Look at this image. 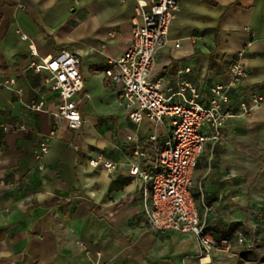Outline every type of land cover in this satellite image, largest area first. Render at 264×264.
I'll return each instance as SVG.
<instances>
[{
	"label": "crops",
	"instance_id": "1",
	"mask_svg": "<svg viewBox=\"0 0 264 264\" xmlns=\"http://www.w3.org/2000/svg\"><path fill=\"white\" fill-rule=\"evenodd\" d=\"M137 13L136 0H0V264H264V105L249 115L240 107L264 95V0H179L151 76L165 78L172 102L189 84L207 105L211 88L230 81L232 63L246 68L225 106L234 117L218 142L205 143L191 185L209 233L236 225L244 232L233 234L231 253L204 257L194 235L143 221L149 184L129 174L137 145L149 150L141 167L151 166L170 126L146 115L133 122L120 87L105 75L129 49ZM61 50L81 60L85 90L76 99L88 97L79 130L55 117L49 73L33 67ZM9 79L15 84L1 86ZM34 101L45 102L42 111L29 108ZM51 133L41 171L35 151ZM98 154L114 169L91 166Z\"/></svg>",
	"mask_w": 264,
	"mask_h": 264
},
{
	"label": "built area",
	"instance_id": "2",
	"mask_svg": "<svg viewBox=\"0 0 264 264\" xmlns=\"http://www.w3.org/2000/svg\"><path fill=\"white\" fill-rule=\"evenodd\" d=\"M125 1V0H123ZM137 18L133 22V39L129 49L116 60H110L105 75L121 90L126 100L130 119L139 124L144 115L155 123L169 120L168 139L162 148H158L156 160L151 166L142 168L147 161L149 150L137 145L134 161L130 164L129 174L138 181L149 184V192L142 208L143 221L159 232H178L192 234L197 239L201 256L231 253L233 243L227 239H218L206 230L201 221L197 203L191 192L194 171L204 151L209 137L218 142L226 121L234 117L225 106L230 102V93L246 76V68L238 60L229 67L230 81L211 88L207 105L198 102L196 86L181 84L174 95L181 102H172L163 91L165 78H151L158 50L168 42L169 29L179 10V0H136ZM27 40L26 34L21 35ZM178 46V45H177ZM36 55L35 49H31ZM241 55V54H240ZM81 60L78 54L70 50H61L53 56L43 58L33 64L37 72L47 71L48 82L57 94L59 106L55 113L58 120L66 121L68 127L79 130L83 124L80 104L88 97L83 94L85 82L80 71ZM190 72V70H186ZM15 84L9 79L1 86ZM172 92L173 89H168ZM191 97L186 96V92ZM44 101L31 102L29 108L42 111ZM264 105V95L253 94L249 100L241 102L243 115H249L255 108ZM210 132V136L204 133ZM55 133L45 136L35 151L38 169L44 170V159L50 151ZM91 166L100 164L111 171L115 165L105 160L101 154L91 160ZM239 236L238 243L243 244ZM85 247V243L79 242ZM96 264H100L99 262ZM108 264V263H106Z\"/></svg>",
	"mask_w": 264,
	"mask_h": 264
},
{
	"label": "trees",
	"instance_id": "3",
	"mask_svg": "<svg viewBox=\"0 0 264 264\" xmlns=\"http://www.w3.org/2000/svg\"><path fill=\"white\" fill-rule=\"evenodd\" d=\"M240 229L244 232V230L242 228H240ZM240 229L238 228V225H236L232 228V230L229 233L222 232V233H216L215 235H216V238H218V239H227V240L233 242L232 241L233 234H235L236 231H239Z\"/></svg>",
	"mask_w": 264,
	"mask_h": 264
}]
</instances>
